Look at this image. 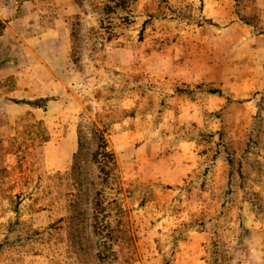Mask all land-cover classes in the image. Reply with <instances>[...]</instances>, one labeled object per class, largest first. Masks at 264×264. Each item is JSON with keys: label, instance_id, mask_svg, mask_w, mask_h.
<instances>
[{"label": "rangeland", "instance_id": "rangeland-1", "mask_svg": "<svg viewBox=\"0 0 264 264\" xmlns=\"http://www.w3.org/2000/svg\"><path fill=\"white\" fill-rule=\"evenodd\" d=\"M218 1L73 0L50 43L0 39V264H264V0ZM204 20L205 109L178 120Z\"/></svg>", "mask_w": 264, "mask_h": 264}, {"label": "crops", "instance_id": "crops-1", "mask_svg": "<svg viewBox=\"0 0 264 264\" xmlns=\"http://www.w3.org/2000/svg\"><path fill=\"white\" fill-rule=\"evenodd\" d=\"M211 1L213 0H206V3L210 4ZM18 4L20 5L19 11L16 8ZM53 4L56 6L63 4L62 11L69 15L77 8L73 0H0V21L4 24L0 39H9L17 34H22L33 42L35 39L37 41L41 39L43 43H50L48 39L44 40L38 34L44 33L50 36L54 33V30L59 28L53 27L44 21L46 20L43 16L44 6L47 8ZM203 4L202 13L205 15V0H203ZM217 4H225V0H219ZM191 27L192 30L185 40V45L187 46L185 55L179 57V60L175 62V72L169 76L170 78L168 77L165 80L166 82H171V84L173 83L177 87H189L187 88V93L180 91V89H175L172 91V95H168L165 98L166 104L171 103L172 105V107L167 105V110L172 108V113L178 120L196 118L199 112H201L199 109H205V92L203 89L196 88V86H201V88L205 87V20L198 24H193ZM63 36L65 38L58 41V44H63L66 47V42L67 44L71 43L67 36L66 28L63 29ZM53 54L55 56L56 53L53 52ZM59 59L62 62L63 69L67 72V69H69L78 82L80 74L78 71L68 68L70 65L69 58L63 55ZM162 76L166 75L163 74L159 77ZM156 94L158 93L156 92ZM199 101H201V104ZM150 117L152 116H147V118ZM138 129L140 127H136L134 130L136 131Z\"/></svg>", "mask_w": 264, "mask_h": 264}, {"label": "trees", "instance_id": "trees-1", "mask_svg": "<svg viewBox=\"0 0 264 264\" xmlns=\"http://www.w3.org/2000/svg\"><path fill=\"white\" fill-rule=\"evenodd\" d=\"M209 93L220 95V91L219 90H209ZM37 103L38 102H29V104H31V105L38 106ZM102 143H103V139H100V144H102Z\"/></svg>", "mask_w": 264, "mask_h": 264}]
</instances>
